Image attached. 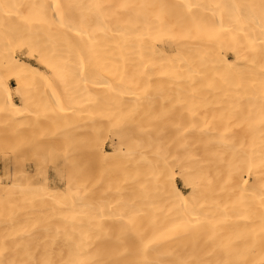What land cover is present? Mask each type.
<instances>
[{"label":"bare ground","instance_id":"bare-ground-1","mask_svg":"<svg viewBox=\"0 0 264 264\" xmlns=\"http://www.w3.org/2000/svg\"><path fill=\"white\" fill-rule=\"evenodd\" d=\"M23 135L0 264H264V0H0V139Z\"/></svg>","mask_w":264,"mask_h":264},{"label":"rangeland","instance_id":"rangeland-1","mask_svg":"<svg viewBox=\"0 0 264 264\" xmlns=\"http://www.w3.org/2000/svg\"><path fill=\"white\" fill-rule=\"evenodd\" d=\"M15 84H14V82H13V86H14ZM82 138V139H81ZM86 138V137H85ZM15 139H17L16 141H14ZM80 139V141L81 140H85L83 137H80L79 138ZM8 140V141H7ZM13 140V141H12ZM12 140L10 139H6V140H4L3 141V139H0V177L3 179V182L4 183H11V180H9L7 177H11V175L13 174V172L14 171H16V170H20V169H23V167L24 168H26V167H30V171H31V168H32V166L34 167V165H33V159L35 160V158H34V155H33V153L32 152H30L29 153V151H28V144H30V145H32L34 142L31 140L30 141V138L29 137H27V136H25V135H23L22 137H19V139L18 138H12ZM108 140V141H107ZM107 140H105V141H107V142H105V144L109 147V146H111L110 145V143L111 142H109V140L110 139H107ZM10 141V142H9ZM111 141V140H110ZM29 142H31V143H29ZM101 142H104V139H103V141L101 140ZM100 142V143H101ZM6 143V144H5ZM8 143V144H7ZM9 143H10V145H9ZM112 144V143H111ZM100 145V144H99ZM11 150V151H10ZM28 151V152H27ZM25 152V153H24ZM27 154V155H26ZM29 154H31V155H29ZM40 157H42V159H43V161H44V163H46V169H49L48 171H49V173H50V175H51V178H50V180H48L47 182L48 183H50V187L52 188V189H55V188H57V186H59L60 185V183H62L61 181H60V179H58L59 177H58V175H57V172H56V174L54 173L55 172V170H54V168H53V166L51 165V163H50V161H48V160H50L51 158H53V157H56L55 156V154H50L51 156H49V154L48 153H45V152H42V151H39L38 153H37ZM26 156V157H25ZM17 157V158H16ZM25 157V158H24ZM14 158V159H13ZM16 158V159H15ZM48 158H50V159H48ZM2 159V160H1ZM55 160H56V158H54ZM14 160H16V161H14ZM82 159H79L78 161H77V167H79L80 168V170H81V173L82 174H85V175H87V176H89L90 175V177H92L93 175H94V173L97 171L96 169H97V167H96V164L95 163H92V165H91V163H89V164H85L84 162H83V160L81 161ZM12 162V163H11ZM15 162V163H14ZM21 162V163H20ZM29 162V163H28ZM48 162V163H47ZM84 163V164H83ZM16 164V165H15ZM52 166H50V165ZM22 165V166H21ZM94 165V166H93ZM11 166H12V168H11ZM16 166V167H15ZM96 168V169H95ZM11 169V170H10ZM5 170V171H4ZM8 170V171H7ZM32 170H33V168H32ZM53 172H51V171ZM96 170V171H95ZM86 171V172H85ZM66 172H68V171H66ZM10 173H12V174H10ZM5 174V175H4ZM27 174H30L29 172H27ZM10 175V176H9ZM24 175H26L25 173H24ZM56 175V176H55ZM3 177H5V178H3ZM58 177V178H57ZM53 178V179H52ZM39 179H42V177L40 178L39 177ZM55 179H57V180H55ZM60 181V182H59ZM57 184V185H56ZM177 184H178V186L183 190V192L185 193V194H188L189 193V189H187L185 186H183V184H182V182H181V180L180 179H177ZM54 185H56V187L54 186ZM55 187V188H54ZM58 188H64V183H62L61 184V186H59ZM62 191H65V189H61L59 192H62ZM4 204V203H3ZM2 203L0 204L2 207H1V210L3 211V213H6V216H7V214L8 215H11L12 214V216H14V215H16L17 213H19V214H22V213H24V211H20V209L22 210H24V207L22 206V204H21V202H20V205H21V207H20V205H18L17 207H20V208H18L17 209V207H15V208H13L15 205L14 204H10V202L8 203V205L6 206V204H4L3 205ZM11 206V209H10V206ZM9 206V207H8ZM6 208H7V210L8 211H6ZM3 209H5V212H4V210ZM17 210V212H15L14 210ZM12 211V212H11ZM21 213H20V212ZM10 212V213H9ZM15 213V214H14ZM19 214H17V215H19ZM10 222V221H9ZM3 224H5V225H3V226H1L0 225V230H2V231H0V232H3V229H4V233L6 234V233H8L9 232V230L11 231L12 229H11V224H7V223H4L3 222ZM7 225H9V228H8V226ZM7 227V228H6ZM24 227H26V226H24ZM12 228H14V226L12 227ZM22 230V232H20L21 233V235L22 234H24L23 236H25L26 237V230H27V228H26V230H24V228H22L21 229ZM24 231V232H23ZM8 237V236H7ZM25 237H23V238H25ZM7 242L9 241V243L7 244V245H11V244H13L10 240H6ZM6 241L4 242V244L2 245V243H0L1 245H0V248H1V246L3 247H6ZM40 241V240H39ZM37 244H41V242H38ZM20 248L22 247V248H25L26 246H25V244L23 245H21V244H19L18 245Z\"/></svg>","mask_w":264,"mask_h":264}]
</instances>
